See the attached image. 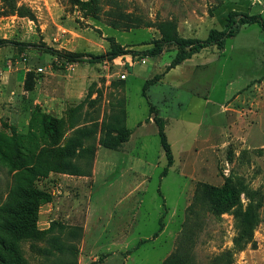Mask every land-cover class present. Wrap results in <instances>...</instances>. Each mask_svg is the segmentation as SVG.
Listing matches in <instances>:
<instances>
[{
    "label": "rangeland",
    "instance_id": "1",
    "mask_svg": "<svg viewBox=\"0 0 264 264\" xmlns=\"http://www.w3.org/2000/svg\"><path fill=\"white\" fill-rule=\"evenodd\" d=\"M230 10L264 19V0H0V224L13 220L7 205L22 204V191L54 190L51 173L92 178L80 200L84 225L68 224L39 200L35 228L44 233L5 238L23 259L16 264H163L175 251L181 264H223L231 251L233 264H264L259 25H244L222 49L201 50L173 67L174 47L154 57H88L112 44L149 48L162 23L177 37L203 39L211 28H224ZM54 51L83 59L64 61ZM158 126L172 153L165 175ZM123 128L128 137L118 147L101 144ZM19 143L32 147V160L15 149ZM48 149L55 158L70 153L68 167L43 174L21 169ZM226 180L261 196L254 246L234 248V205L217 206V213L207 208L201 186ZM58 182L62 196L66 180ZM77 195L70 192L66 207ZM236 201L245 206L248 199L241 191ZM0 252L6 254L1 246Z\"/></svg>",
    "mask_w": 264,
    "mask_h": 264
},
{
    "label": "trees",
    "instance_id": "2",
    "mask_svg": "<svg viewBox=\"0 0 264 264\" xmlns=\"http://www.w3.org/2000/svg\"><path fill=\"white\" fill-rule=\"evenodd\" d=\"M9 1V0H7ZM256 23L264 32V19L262 15L258 12L256 13H246L242 11L230 10L227 14L226 23L224 28L216 29L211 28L207 36L203 39L200 38H189L184 39L177 37L176 34L172 31L170 26L166 23L158 25L160 32V38L154 39L152 41V46L142 50L134 49H124L120 45L112 44L110 49L105 54H88L90 60L99 59L101 61L111 60L112 58L125 54H138L141 57L145 56H158L168 47H174L176 50L175 56L170 63L169 67H173L181 61L190 58L191 56L199 53L201 50L215 47L216 49H222L227 37L236 35L240 28L244 25ZM47 50H51L46 48ZM57 53L61 59L64 61H80L83 59V55L78 53H61L59 51H54ZM153 83L152 80L146 81L144 89L148 84ZM48 119V120H47ZM44 126L47 132L51 133L54 131L53 120L47 117ZM155 123H158V118H155ZM158 134L160 137V144L164 151L166 157V166L161 172V175L166 174L168 166L172 163V153L170 145L167 141L166 135L163 132V129L158 126ZM128 137V131L123 128L116 132L115 137H111L109 140H101V144L109 147L116 148L121 142H124ZM32 147L28 144H17L15 149L21 152L30 153V160H32ZM71 150V148H70ZM49 153L41 159L39 151L37 153L36 159L33 162L28 163L21 169L23 171L36 173L39 169L40 173H45L49 168H67L68 165H65L64 162H69L65 159V156L68 154H59L57 158L54 157L55 154L51 153L52 150H47ZM0 155L5 159L4 151L0 150ZM25 157V154H19L17 159H22ZM13 162V159H11ZM41 162V163H40ZM22 166V165H21ZM71 174V173H66ZM23 190V189H22ZM243 192L247 196V203L245 206H242L240 203H237L236 199L240 192ZM241 191L235 189L234 184L230 180H226L221 187L214 186H201V193H204L208 199V209L212 213H217V206L220 207V210H227L228 208L234 205L233 214L236 218V234L233 237V245L235 249H242L247 243L255 245V241L252 240V232L258 221V209L260 207L261 196L256 191H251L249 189H242ZM25 197L22 204H17V206L7 205V213L12 217V221L6 224H0V231L4 235H0V246L5 249L6 254L0 252V264H16L18 260H23L19 257L17 252L13 250V244L7 241L5 238H16L22 237L24 235H33L36 232L44 233L45 229L36 230L35 221L38 219V214L36 213L37 202L39 200H45L48 202L51 199V195L48 192L41 191L34 188H28V190L22 191ZM50 226V225H49ZM162 226L161 220L159 221L158 230ZM48 228V227H47ZM46 228V229H47ZM156 234V233H154ZM13 241V240H12ZM9 242V243H8ZM15 245V244H14ZM16 249V248H15ZM16 257L17 261H13L12 258ZM224 263L223 264H233L232 251L225 253L222 256ZM180 253L178 251L173 252L167 258L164 259L163 264H181ZM184 264V262H182Z\"/></svg>",
    "mask_w": 264,
    "mask_h": 264
},
{
    "label": "crops",
    "instance_id": "3",
    "mask_svg": "<svg viewBox=\"0 0 264 264\" xmlns=\"http://www.w3.org/2000/svg\"><path fill=\"white\" fill-rule=\"evenodd\" d=\"M55 178L50 179V184L55 183V189L50 191L48 189V192L51 195V199L46 202L45 208L50 207L52 215H62L63 218H69L67 223L69 224H78V225H84L86 218H84V203L80 202L81 197L84 196V193L86 190L90 189L89 181L92 180L91 175L87 176H81V175H73V174H65V173H51L49 178ZM57 179V180H56ZM66 180V182H63V184L66 186L65 189H63V195L60 196L58 193L59 188L62 187L60 182L58 180ZM70 192H78L82 196H76L74 198L75 203L73 205L66 207L68 198H70ZM65 212V213H64ZM82 215V217H80ZM77 217V218H75ZM62 220V219H61ZM72 220V221H70Z\"/></svg>",
    "mask_w": 264,
    "mask_h": 264
}]
</instances>
